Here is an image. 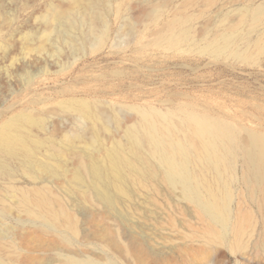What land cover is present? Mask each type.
Listing matches in <instances>:
<instances>
[{"label": "rangeland", "instance_id": "1", "mask_svg": "<svg viewBox=\"0 0 264 264\" xmlns=\"http://www.w3.org/2000/svg\"><path fill=\"white\" fill-rule=\"evenodd\" d=\"M184 1L0 0V125L27 112L44 120L45 130L34 129L35 136L49 135L71 148L92 144L100 148L96 152L101 157L100 145L93 142L96 134L108 145L124 140L127 127L139 120L130 109L133 105L178 111L182 104L196 101L200 109L207 106L234 125L264 132V54L258 65H246L233 57L214 59L188 46L172 51L150 44L140 50L179 8L185 14H196L193 26L198 39L203 29L209 28L211 36L218 32L219 5L224 15L237 18L241 3L259 5L264 0H219L207 13L201 12V3L185 11ZM161 5L163 17L155 24L153 12ZM207 20L208 28H204ZM263 30L264 25L253 33L252 45ZM72 98L86 99L92 105L101 119L98 125L64 110V102ZM236 151L233 165L220 169L222 176L216 166L207 174L230 193L231 215L241 208L252 211V230L244 236L245 255L230 250L231 232L225 245L199 243L206 237L195 206L170 198L165 190L151 202L143 194L137 198L139 209L131 216L130 234L101 204L73 201L65 184L54 185L68 196L66 203L78 215L80 254L102 261L112 258L116 264H193V255L203 249L215 251L209 264H264V205L259 190H252L249 179L255 175L248 160L241 150ZM72 152L67 154L69 169L76 163ZM11 165L13 177L0 174V232L8 242L2 258L7 263L13 259L11 264H59L55 256L61 244L43 234L39 220L18 204L20 192L36 185L18 161ZM190 166L199 171L195 162ZM116 237L121 248L112 245ZM12 244L18 249L16 255L11 252ZM186 246L195 253L186 254Z\"/></svg>", "mask_w": 264, "mask_h": 264}, {"label": "bare ground", "instance_id": "2", "mask_svg": "<svg viewBox=\"0 0 264 264\" xmlns=\"http://www.w3.org/2000/svg\"><path fill=\"white\" fill-rule=\"evenodd\" d=\"M184 2L185 9H182L185 11L202 4L201 12L207 13L219 0ZM161 6L154 9L152 20L155 24L163 17L164 6ZM179 10L160 29L157 28L153 41L143 43L140 50L148 49L150 44L172 51L188 46L214 59L233 57L246 65L262 62L264 30L254 45L252 35L264 25V4L241 3L237 7V18L224 15L219 5L217 13L221 18L215 23L218 32L213 36L209 34L207 20L204 28L207 25L208 29L201 32L202 39H197L195 35L193 22L196 14H185ZM117 77L120 78V74ZM195 102L182 104L178 111L129 106L139 115V120L127 127L124 140L115 138L108 145L96 134V141L93 142L100 145L102 157L96 152L99 147L94 143L95 149L92 144L88 148H71L52 136H35L33 130L44 131L45 123L43 118L27 112L0 125V174L13 177L11 162L18 161L24 173L36 185L33 189L20 192L18 204L28 215L39 220L37 226L43 234L53 236L56 243L61 244V252L55 256L59 264H116L112 258L102 261L80 254L83 243L80 241L78 215L66 203L65 197L69 196L73 201L85 205L101 204L131 234L134 223L131 216L139 209L135 203L137 198L143 194L146 201L151 202L157 195H162V190L170 198H179V202L187 201L195 206L202 236L206 237L204 243H199L212 247L215 243L225 245V239L231 232L233 239L229 241L230 250L245 255L247 247L244 236L252 230V211L241 208L231 215L227 204L230 193L221 189L217 178H209L207 171L211 166H216L218 176H222L220 169L230 168L236 158V149L241 150L255 175L252 181L249 179L252 190H259L264 205V132L247 127L244 129L241 127L243 124L234 125L224 114L216 115L207 106L200 109L199 103L195 105ZM91 106L82 98H72L63 104L64 110L98 125L101 119ZM70 150L73 151L72 155L75 154L71 158L76 162L72 169L67 163ZM43 152L48 154L42 156ZM193 162L198 165L199 171L189 169ZM58 184H65L68 196L55 188L54 185ZM4 237L0 232V258L8 243ZM112 245L121 248L118 237L112 241ZM262 246L264 248V242ZM10 247L12 250L14 248L11 251L13 254L18 252L13 244ZM183 251L186 254L195 253L191 247ZM213 252L200 250L199 254L193 255V264H209ZM13 261L10 258L7 263L2 258L0 264H11Z\"/></svg>", "mask_w": 264, "mask_h": 264}]
</instances>
